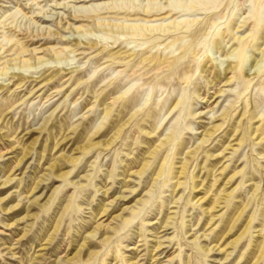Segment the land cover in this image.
<instances>
[{"label": "rangeland", "instance_id": "rangeland-1", "mask_svg": "<svg viewBox=\"0 0 264 264\" xmlns=\"http://www.w3.org/2000/svg\"><path fill=\"white\" fill-rule=\"evenodd\" d=\"M0 264H264V0H0Z\"/></svg>", "mask_w": 264, "mask_h": 264}]
</instances>
